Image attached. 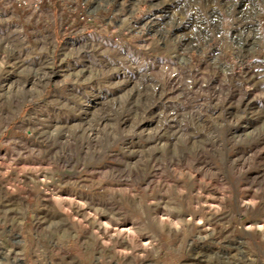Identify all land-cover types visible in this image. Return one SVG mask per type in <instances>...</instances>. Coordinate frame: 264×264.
Masks as SVG:
<instances>
[{
	"label": "rangeland",
	"instance_id": "1",
	"mask_svg": "<svg viewBox=\"0 0 264 264\" xmlns=\"http://www.w3.org/2000/svg\"><path fill=\"white\" fill-rule=\"evenodd\" d=\"M34 1L0 0V264H264V0Z\"/></svg>",
	"mask_w": 264,
	"mask_h": 264
},
{
	"label": "bare ground",
	"instance_id": "2",
	"mask_svg": "<svg viewBox=\"0 0 264 264\" xmlns=\"http://www.w3.org/2000/svg\"><path fill=\"white\" fill-rule=\"evenodd\" d=\"M169 13H171V16H178L179 14V12H177L176 10L175 11H168ZM169 13H167V14H169ZM178 14V15H177ZM183 25V24H182ZM152 26V25H151ZM66 132V131H65ZM93 132V131H92ZM77 201V200H76ZM76 208V207H75ZM121 222V221H120ZM120 222H117L116 221V223L114 224V225H112V226H114L113 227V232H114V234H113V236H115L119 241H120V243L122 244V245H127V246H133V241H139V236H137V234H136V231H135V229L134 228H132V227H128V226H126V224H124V223H120ZM107 227H108V225H107ZM112 232V231H111ZM140 243V242H139ZM194 248V247H193ZM201 249H202V246H201ZM193 251V250H192ZM192 253V252H191ZM123 255V257H125L126 256V253L125 252H123L122 253ZM211 251H209L208 249L207 250H197L195 253H194V255H193V257H192V262H190L189 264H211V263H213L212 261H213V259L211 258ZM216 254V253H215ZM243 255V254H242ZM7 256V255H6ZM6 256H3V258H5V259H7V257ZM221 256V255H220ZM219 256V257H220ZM224 257V256H223ZM190 259V258H189ZM215 261V260H214ZM220 261H222L221 259H220ZM225 261V260H224ZM224 261L222 262L223 264H224ZM14 264H22V262H24L22 259H20V258H18V257H16V258H14L13 259V261H12ZM226 263H228V264H230L228 261H226ZM219 264H221L220 262H219ZM234 264H243V263H241V262H238V263H234Z\"/></svg>",
	"mask_w": 264,
	"mask_h": 264
},
{
	"label": "built area",
	"instance_id": "3",
	"mask_svg": "<svg viewBox=\"0 0 264 264\" xmlns=\"http://www.w3.org/2000/svg\"><path fill=\"white\" fill-rule=\"evenodd\" d=\"M3 1H7V0H3ZM13 1L19 3L20 5L21 4L28 5L31 2V0H13ZM40 1L41 0H35L34 2H35V4H37Z\"/></svg>",
	"mask_w": 264,
	"mask_h": 264
}]
</instances>
